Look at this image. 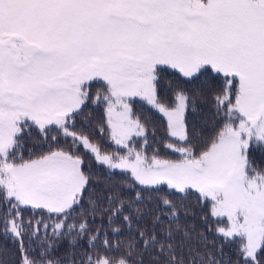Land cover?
Returning <instances> with one entry per match:
<instances>
[{
    "label": "snow or ice",
    "instance_id": "1",
    "mask_svg": "<svg viewBox=\"0 0 264 264\" xmlns=\"http://www.w3.org/2000/svg\"><path fill=\"white\" fill-rule=\"evenodd\" d=\"M93 83L100 85L94 94ZM162 93L171 94L169 103ZM205 95L215 115L210 132L198 115ZM89 101L104 105L110 139L126 151L102 153L73 130ZM136 102L163 115L168 137L179 142L165 147L179 160L146 155L147 123ZM53 129L71 150L28 148L26 158L32 131L43 144ZM134 138L144 141L139 150L130 146ZM81 147L84 155L76 154ZM256 152L264 161V0H0V205L7 209L0 225L18 245L19 264H62L45 259L62 237L74 247L87 236L96 246L101 227L89 235L86 217L68 223L86 192L93 216L99 210L138 234L119 258L85 252L69 264H264V166ZM89 154L108 172L121 170V192L134 195L90 188ZM161 185L168 195L153 200ZM191 190L207 208L200 232L173 226L183 205L168 196ZM22 206L54 219L25 223ZM146 215L151 231L137 227ZM37 241L39 260L29 255ZM100 242L122 245L107 234Z\"/></svg>",
    "mask_w": 264,
    "mask_h": 264
},
{
    "label": "trees",
    "instance_id": "2",
    "mask_svg": "<svg viewBox=\"0 0 264 264\" xmlns=\"http://www.w3.org/2000/svg\"><path fill=\"white\" fill-rule=\"evenodd\" d=\"M100 87L99 84H92L93 94L95 93L96 88ZM162 102L169 103L171 100V94L168 93L165 95L162 93L161 96ZM199 104V112L198 115L201 121H207L206 132H210L212 128V122L215 119V115L212 111V101L211 99L205 95L200 98L198 101ZM134 112L138 115L143 121L147 123V140L148 146L146 147L145 153L150 158L154 153L158 154L159 158L166 160H179L181 157L179 153L173 151L172 149H168L165 147L166 144L172 143L177 144L179 146V142L176 139L170 138L167 135V127L166 120L163 115L157 112L154 109H151L150 106L143 104L142 102H136L133 105ZM192 120V116H189V121ZM76 125L73 129L74 131L81 133L83 135H87L90 140L97 144L102 153H114L120 152L123 153L126 151L121 146L115 145L114 141L110 139V135L107 129V125L105 122L104 115V105L98 104L93 105L91 101L88 102V106L84 108L83 112L80 115L75 117ZM101 128L104 129L101 132ZM57 135L56 131L53 129L49 132V141L43 144L40 143V135L37 130H33L30 138L26 140L24 147V155L27 158L28 156V148H33V151L36 154H39L43 151H48L50 148H63L68 151L71 150V140L65 139L63 136L57 135V141L51 142V136ZM142 138H134L132 144L130 146L135 145V147L139 150L140 144L143 143ZM36 145L37 147H33ZM78 155H84V149L81 147L79 151L76 153ZM261 154L256 152L253 154V158L256 160L258 164H262L264 166V161L260 159ZM85 168H91V176L93 177V184L89 187H95L97 194L103 190V186L105 184L111 186L113 192L120 193L124 199H128L131 195H134V192H129L127 190L121 192V188L123 187V181L125 174L121 170H112V172H108L104 166L98 165L94 157L92 155L85 156ZM109 177H111L109 179ZM160 191L158 193H154L153 200L159 199L165 195H168L169 190L167 189V185H161ZM88 193H85V200L81 204V206L76 207L75 211L72 213V219L68 220V223L76 222L78 223L80 219L86 217L88 220L89 226V235H91L97 227H101L100 232V240L96 241V246L94 248L88 247V237H84L75 244L74 247L70 246L68 240L70 237H62L59 240L53 242V246L48 249V254L45 256V259H57L60 258L62 260V264H69V259H75L79 261L82 257V254L85 252H91L95 257L97 254L101 256L114 257L119 258L126 251L127 242L134 236L138 234L137 228H134L132 231L127 230V226H122L119 219H115L109 224L107 215H101V212L97 210L95 215L88 211V201H87ZM169 199H172L177 204H182L183 206L178 208V217L173 222V226L175 223H179L182 227L192 228L193 226L196 228L197 232L203 231L206 228V225L201 224V217L207 211V208L202 209V204L199 200L198 193L195 190H191L187 197H182L180 194L172 192L171 195L168 196ZM137 205H133V209H135ZM153 211L156 209V205H152ZM5 211H7L5 206L0 205V217H3ZM23 218L25 223H27L30 219L34 220L36 218L43 217L49 223H52L53 218H49L46 210H36L35 212L30 207L22 206L21 208ZM83 212V217L81 213ZM151 219L150 215H146L137 226L138 228L147 227L149 231H151ZM168 221L167 219L162 221V224L158 226L157 231L159 232L160 227H167ZM215 227V224H213ZM113 228H120L121 231L119 233H113ZM47 233H52V228L49 227L47 229ZM105 234H107V239L110 241V244H116L117 242H122L121 247L119 248H106L100 241L105 238ZM208 237V241L212 242L213 233L206 232ZM40 237L45 235V229L43 225L40 226ZM142 241L137 245V251H140V246L142 245ZM219 241H217V244ZM25 245H28L27 239H25ZM39 241L32 244V248L35 251H29V255L33 258L39 260L41 248L38 246ZM225 251H228L226 248ZM21 254L18 250V245L14 243L11 237H6L3 235V227L0 225V264H19ZM148 257L145 256V260L147 261Z\"/></svg>",
    "mask_w": 264,
    "mask_h": 264
}]
</instances>
